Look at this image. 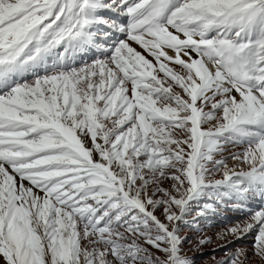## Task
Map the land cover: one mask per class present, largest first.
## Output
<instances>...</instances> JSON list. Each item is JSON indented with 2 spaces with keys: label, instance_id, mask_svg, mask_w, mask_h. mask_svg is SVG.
<instances>
[{
  "label": "snow or ice",
  "instance_id": "1",
  "mask_svg": "<svg viewBox=\"0 0 264 264\" xmlns=\"http://www.w3.org/2000/svg\"><path fill=\"white\" fill-rule=\"evenodd\" d=\"M254 199L264 0H0L2 264H194L229 207L211 264H264Z\"/></svg>",
  "mask_w": 264,
  "mask_h": 264
},
{
  "label": "rangeland",
  "instance_id": "2",
  "mask_svg": "<svg viewBox=\"0 0 264 264\" xmlns=\"http://www.w3.org/2000/svg\"><path fill=\"white\" fill-rule=\"evenodd\" d=\"M139 50V49H138ZM236 151V150H232ZM228 149L224 152V156L227 157L229 155ZM229 166L232 165L231 159H228ZM219 178V177H218ZM263 202L258 199H254L248 202V207L251 209H258L261 207ZM159 214V213H157ZM246 216V213L235 208L229 207L218 212L215 215H212L208 220L203 221V226L205 230V234L212 238V241L199 250L194 247L195 238L197 233L191 230H186V235L188 236V242L184 244V251L187 253L188 256L192 257L194 260V264H211L212 258L215 256L217 259L224 255L222 250H216L218 244L222 243V241L218 240L217 233L221 231V229L225 228L226 226L234 223L237 220H243ZM253 244V236L249 235L246 239L241 241H236L232 247H246L249 249V254L251 256V248ZM255 259V258H253ZM2 264V262H0Z\"/></svg>",
  "mask_w": 264,
  "mask_h": 264
},
{
  "label": "bare ground",
  "instance_id": "3",
  "mask_svg": "<svg viewBox=\"0 0 264 264\" xmlns=\"http://www.w3.org/2000/svg\"><path fill=\"white\" fill-rule=\"evenodd\" d=\"M91 56H92V53H89L88 57H85V58L87 59V58H90ZM226 149H228V151L239 150L238 148H233L231 145L226 146ZM263 204H264V202H263Z\"/></svg>",
  "mask_w": 264,
  "mask_h": 264
}]
</instances>
